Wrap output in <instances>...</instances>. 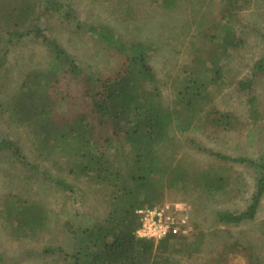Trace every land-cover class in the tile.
I'll return each instance as SVG.
<instances>
[{
    "label": "trees",
    "instance_id": "obj_1",
    "mask_svg": "<svg viewBox=\"0 0 264 264\" xmlns=\"http://www.w3.org/2000/svg\"><path fill=\"white\" fill-rule=\"evenodd\" d=\"M117 1L121 16L131 19V4L137 0ZM151 1L163 14L187 3L196 18L192 21L188 17L181 24L173 37L179 44H166L175 51L179 48L177 53L186 41L194 44L193 52L185 55L184 72L169 75V103L165 84L149 63L158 51L156 45L127 44L109 27L88 28L120 59L111 73L95 80L47 34L49 20L73 19L69 5L59 0H0V87L9 79L5 65L10 45L29 36L49 54L46 66L23 74L0 104L8 123L23 129L33 142L34 162L28 164L32 173L74 201L82 200L79 187L83 184L94 195H102L106 203L103 218L89 227L77 228L68 222L63 225L71 245L68 251L64 245L44 247L47 264H173L170 254L180 251L188 235L168 236L157 244L140 240L135 236L139 227L135 210L163 202L167 186L186 198L198 194L215 198L239 190L240 181V175L230 168L194 170L181 159L174 161L179 149L176 134L209 129L224 136L242 128L247 129L249 141L252 133L264 129L259 122L264 110L255 96L254 78L236 83L234 75L233 55L245 44L239 15L250 7L251 0H220L218 14L214 13L217 5L208 6L210 15L199 14L198 4L189 0ZM254 69L264 72V59ZM232 86L247 96L246 123L235 112L216 104L217 96ZM194 146L222 162L254 171V190L247 207L239 213L216 215L221 225L253 222L264 198V156L256 160L233 158L204 149L195 141ZM0 151L14 162L30 163L23 158L18 143L3 137ZM57 167L61 171L54 175ZM1 205L0 216L12 236L31 239L51 233L52 223L41 204L5 193ZM262 226L264 236V222ZM244 251L257 258L251 245H245ZM0 261L11 264L2 255Z\"/></svg>",
    "mask_w": 264,
    "mask_h": 264
},
{
    "label": "rangeland",
    "instance_id": "obj_2",
    "mask_svg": "<svg viewBox=\"0 0 264 264\" xmlns=\"http://www.w3.org/2000/svg\"><path fill=\"white\" fill-rule=\"evenodd\" d=\"M59 1L72 8L74 21L53 18L47 24V34H50L51 39L57 40L86 74L95 80L100 79L111 73L120 61L115 53L104 46V42L99 41L98 37L87 30L93 26L109 27L124 43L141 42L157 46L158 51L151 57L149 63L165 84L166 102L171 101L168 93L171 92V85L168 84L171 83L169 75H180L184 72L185 55L193 52L194 44L191 40L186 41L180 53H177L179 48L175 51L166 44L168 41L174 45L179 44L180 42L174 41L173 37L179 33L181 24L186 22L188 17L192 21L196 20L191 14L193 9L191 5L181 3L174 12L163 14L156 9L155 1L137 0L136 5L131 4L134 16L131 19H127L126 16L124 19L117 0ZM189 1L198 4L199 14L210 15L207 11L208 6L217 5L214 13L218 14L220 0ZM239 18L244 23L245 44L233 55L235 82L252 76L255 96L261 103L259 108L264 110V72H256L254 69L256 64L264 59V0H251L250 7L242 11ZM8 51L5 66L9 79L6 86L0 87V104L6 100V94L18 85V80L23 74L32 69L44 68L49 55L45 47L30 41L29 36L10 45ZM246 97L236 86H232L217 96L216 104L217 106L219 104L220 109L235 112L240 121L246 123L248 121ZM2 110L3 108H0V138L18 143L23 158L30 162L27 165L31 164L35 155L33 142L23 129L8 123ZM259 122L264 127V118ZM246 130L241 128L238 133L233 132L224 136L221 135L222 132L215 135L216 133L209 129L176 134L175 140L179 149L177 154H174V161L181 159L194 170L230 168L240 175V181L239 190L235 189L228 195L215 198H208L203 194L186 198L187 195L181 192L170 191L168 186L165 188L163 202L158 203L184 204L189 228L185 245L180 251L177 249L170 254L173 264H249L250 261L264 264V236L261 234L264 198L253 222L227 226L219 224L216 220L218 213H239L247 207L254 190V171L238 164L222 162L194 146L195 141L204 149L226 156L256 160L264 156V129L259 134L252 133V139L249 141L245 135ZM37 161L40 162L39 159ZM31 165L14 162L5 152L0 151V212L5 193L13 194L26 202L41 204L52 223L51 233L48 235L18 239L7 231L0 216V256L11 264H47V256L42 253L44 247L64 245L68 251L67 248L71 245L68 233L62 229L65 223L73 224L77 228H86L97 219L103 218L106 213V203L102 195H94V191L80 184L83 198L74 201L53 183L43 181L34 175ZM60 171L57 167L53 169V174L57 175ZM245 245L252 246L257 258L244 251Z\"/></svg>",
    "mask_w": 264,
    "mask_h": 264
},
{
    "label": "built area",
    "instance_id": "obj_3",
    "mask_svg": "<svg viewBox=\"0 0 264 264\" xmlns=\"http://www.w3.org/2000/svg\"><path fill=\"white\" fill-rule=\"evenodd\" d=\"M182 205L156 203L153 206L144 205L135 210L139 219V227L135 232L136 238L158 243L168 236L188 234L187 210H185L186 206Z\"/></svg>",
    "mask_w": 264,
    "mask_h": 264
}]
</instances>
